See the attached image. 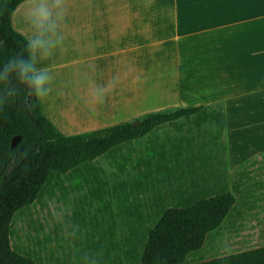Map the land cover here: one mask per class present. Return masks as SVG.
<instances>
[{
  "label": "crops",
  "instance_id": "obj_1",
  "mask_svg": "<svg viewBox=\"0 0 264 264\" xmlns=\"http://www.w3.org/2000/svg\"><path fill=\"white\" fill-rule=\"evenodd\" d=\"M37 19L60 38L34 64L51 76L37 98L62 134L223 106L229 181L264 171V0H28L12 26L30 42Z\"/></svg>",
  "mask_w": 264,
  "mask_h": 264
},
{
  "label": "trees",
  "instance_id": "obj_2",
  "mask_svg": "<svg viewBox=\"0 0 264 264\" xmlns=\"http://www.w3.org/2000/svg\"><path fill=\"white\" fill-rule=\"evenodd\" d=\"M25 1L0 0V70L10 61L29 59V41L12 26L14 11ZM223 117V106L169 109L66 136L43 115L37 95L14 73L0 80V264H43L12 244L14 219L61 176L96 184L90 194L106 210H112V198L118 199L119 221L112 213L108 233L99 240L92 233L91 247L101 253L95 264H184L222 226L240 193V185L228 178ZM180 119L192 123L198 135L195 141L194 136L184 135L170 146L151 143L139 158L119 161L124 146ZM205 125H214L218 133L202 131ZM100 158L120 171L132 162L133 189L128 191L124 183L112 188L103 181V171L94 166ZM74 218L86 226L81 215ZM193 264H264V246Z\"/></svg>",
  "mask_w": 264,
  "mask_h": 264
},
{
  "label": "rangeland",
  "instance_id": "obj_3",
  "mask_svg": "<svg viewBox=\"0 0 264 264\" xmlns=\"http://www.w3.org/2000/svg\"><path fill=\"white\" fill-rule=\"evenodd\" d=\"M262 124L264 125V120ZM183 128V132L192 138L194 136L195 141L198 135L192 124L183 122ZM217 129L214 125H205L202 131L217 134ZM211 134L204 140H209ZM180 135L175 134L174 126L158 128L148 138L124 146L119 154V161L121 162L123 157L139 158L151 143L170 146ZM261 143L264 144V141ZM245 152L247 153L246 150ZM132 165V162L128 163L126 169L120 171L107 158H100L94 163L96 168L103 171L100 173L103 181H107L112 188L127 184L128 191L134 187L133 178L136 171ZM240 183L236 207L222 226L209 235L204 247L191 253L184 264L198 263L264 246V171L254 172L242 178ZM95 186L96 184L87 185L85 180H80L77 176L56 178L39 201L15 217L12 244L24 254H34L43 264H95V259H98L101 253L91 247L95 242L93 234L97 233V240L106 235L110 226L107 220L112 213L116 215L118 212V199H111L114 203L112 210H106L105 204L100 205L93 199L90 189ZM131 202L137 203L138 200ZM75 214L86 220L85 227L75 220ZM116 221H119V217ZM119 235L118 231L117 239ZM108 243L109 241L104 243L103 249Z\"/></svg>",
  "mask_w": 264,
  "mask_h": 264
},
{
  "label": "clouds",
  "instance_id": "obj_4",
  "mask_svg": "<svg viewBox=\"0 0 264 264\" xmlns=\"http://www.w3.org/2000/svg\"><path fill=\"white\" fill-rule=\"evenodd\" d=\"M33 23L39 29L35 38L28 43L29 59L22 58L10 61L0 70V80H7L9 75L14 73L18 79L27 86V88L37 96L48 94V84L51 76L46 69L37 70L34 64V58L38 51L42 50V56L47 57L52 54V49L60 42V38L55 35V28L50 29L51 35L46 36L41 27L40 20H34Z\"/></svg>",
  "mask_w": 264,
  "mask_h": 264
},
{
  "label": "flooded vegetation",
  "instance_id": "obj_5",
  "mask_svg": "<svg viewBox=\"0 0 264 264\" xmlns=\"http://www.w3.org/2000/svg\"><path fill=\"white\" fill-rule=\"evenodd\" d=\"M15 88H16L15 91H16L17 93H19V90H18L19 87L16 86ZM9 89L12 90V88H11L10 86H9ZM29 98H30V96L28 95V96H27V99L29 100Z\"/></svg>",
  "mask_w": 264,
  "mask_h": 264
},
{
  "label": "water",
  "instance_id": "obj_6",
  "mask_svg": "<svg viewBox=\"0 0 264 264\" xmlns=\"http://www.w3.org/2000/svg\"><path fill=\"white\" fill-rule=\"evenodd\" d=\"M138 123H135L134 125H137ZM17 140L14 141V144H16Z\"/></svg>",
  "mask_w": 264,
  "mask_h": 264
}]
</instances>
